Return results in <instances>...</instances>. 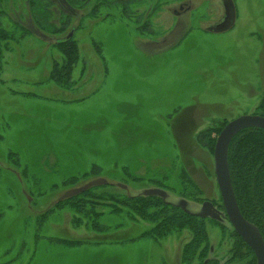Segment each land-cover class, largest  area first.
Masks as SVG:
<instances>
[{
    "label": "rangeland",
    "instance_id": "obj_1",
    "mask_svg": "<svg viewBox=\"0 0 264 264\" xmlns=\"http://www.w3.org/2000/svg\"><path fill=\"white\" fill-rule=\"evenodd\" d=\"M48 2L52 22L71 20L63 34L42 32L27 0L4 3L14 37L0 46V264H183L187 232L156 239L159 220L100 198L161 189L188 214L223 211L214 149L264 101V0H138L128 17L91 14L96 0ZM228 7L233 26L218 24ZM70 34L80 58L61 86L55 45ZM99 178L108 184L60 201ZM209 218L220 226L207 221L208 258L243 264L229 262L231 225Z\"/></svg>",
    "mask_w": 264,
    "mask_h": 264
},
{
    "label": "trees",
    "instance_id": "obj_2",
    "mask_svg": "<svg viewBox=\"0 0 264 264\" xmlns=\"http://www.w3.org/2000/svg\"><path fill=\"white\" fill-rule=\"evenodd\" d=\"M9 0H0V46H5L14 37L13 31L5 28L2 24L5 17V5ZM29 3L30 14L33 20L42 31L48 29L49 34H63L70 26L71 20L61 17L59 25L52 22L55 15L50 8L55 6L56 2H48V0H27ZM91 0H65L66 4L75 11H81L88 7ZM96 4L91 11L95 12L107 7L111 12L112 8L120 9L124 17L130 15L131 9L137 5L138 0H96ZM140 2V1H139ZM138 2V3H139ZM42 10V14L39 12ZM34 11L37 12L34 15ZM44 21L48 22L47 23ZM43 22V23H42ZM44 24V25H43ZM19 26L15 25L17 29ZM21 27V26H20ZM46 27V28H44ZM22 28V27H21ZM43 32V31H42ZM28 33V32H27ZM26 32L23 33L25 35ZM63 55V62L54 65L52 80L58 85L66 86L72 79L74 67L79 61V49L72 38H65L55 45ZM0 48V59L2 52ZM1 69V65H0ZM258 114L264 117V101L257 110ZM221 131H219L220 134ZM216 145V144H215ZM213 147V145H212ZM229 170L234 188L235 196L243 217L255 225L262 234L264 239V131L257 128H250L240 132L232 141L228 154ZM189 180V175L184 173ZM89 191V190H88ZM87 192V191H86ZM83 194V193H82ZM88 195L89 192L82 195ZM109 194V193H108ZM118 195L100 196V201H110L116 204V210L121 208L127 209L137 217L144 221L159 220L157 228L163 229L149 230L148 234L155 236L156 239L173 235L177 233L187 232L188 237L183 242L181 249V262L183 264H191L193 261L199 260L201 264L207 261V264H220L214 258H208V254L212 253L209 244V235L207 232V221L216 223V221L202 218L199 215L188 214L183 209L164 204L160 197H131L126 195L116 197ZM76 196L70 198V201L76 200ZM105 199V200H104ZM69 200V199H68ZM84 210V209H83ZM82 210V211H83ZM91 215V210L87 211V215ZM159 215L161 216L159 219ZM145 218V219H144ZM166 225H161V224ZM217 225V223H216ZM220 226V225H217ZM234 244L230 251L231 259L229 262L239 263L243 260V264H257L256 256L250 247L236 234L233 230ZM226 264H228L226 262Z\"/></svg>",
    "mask_w": 264,
    "mask_h": 264
},
{
    "label": "water",
    "instance_id": "obj_3",
    "mask_svg": "<svg viewBox=\"0 0 264 264\" xmlns=\"http://www.w3.org/2000/svg\"><path fill=\"white\" fill-rule=\"evenodd\" d=\"M226 17L224 19L225 26H233V18L230 19L231 14L229 11L230 7L226 8ZM72 37V34L68 38ZM257 128L264 131V117L260 115H245L241 116L226 125L217 138L215 149H214V161H215V177L219 188L220 196L222 199L223 206L226 211L227 220L230 225L234 228L235 232L241 237V239L250 247L256 256L257 264H264V239L259 229L248 222L242 215L234 188L232 185L228 154L229 148L234 138L243 130ZM108 181L102 178L93 180L81 187L71 189L67 191L61 198L60 201L73 198L78 196L93 187H99L107 185ZM118 187L126 190V186L117 185ZM145 197H160L163 200L167 199V192L161 189H150L144 192ZM183 210H186L185 204L179 205ZM213 208L212 203H205L203 213L195 214L202 218L213 217L218 218L217 215L213 214L210 209ZM187 211V210H186ZM192 214V213H191ZM207 264V263H205Z\"/></svg>",
    "mask_w": 264,
    "mask_h": 264
},
{
    "label": "flooded vegetation",
    "instance_id": "obj_4",
    "mask_svg": "<svg viewBox=\"0 0 264 264\" xmlns=\"http://www.w3.org/2000/svg\"><path fill=\"white\" fill-rule=\"evenodd\" d=\"M225 2H227V1H225ZM181 10H182V8H181ZM182 12H175V15H177V16H179V14H181ZM225 17H226V10H225V13H224V16H223V18L218 22V24L219 23H221V22H223L224 21V19H225ZM221 201H222V199H221ZM223 204V203H222ZM210 211L213 213V214H215V215H217V216H219L218 218H221L225 223H228L229 225H230V223L228 222V220H227V215H226V211H225V208H224V206H223V211L221 210V209H217L216 208V206L215 205H213V208H211L210 209ZM192 214H195V213H192ZM206 218H208V219H211V218H209V217H206ZM232 227V226H231ZM233 228V227H232ZM233 230H234V228H233ZM235 231V230H234ZM237 234V233H236ZM238 235V234H237ZM239 236V235H238ZM240 237V236H239ZM240 239H241V237H240ZM211 251H213V248L211 247ZM207 263V262H206Z\"/></svg>",
    "mask_w": 264,
    "mask_h": 264
}]
</instances>
